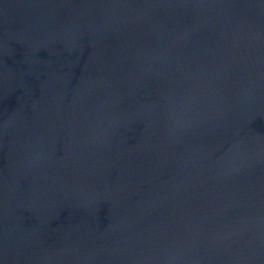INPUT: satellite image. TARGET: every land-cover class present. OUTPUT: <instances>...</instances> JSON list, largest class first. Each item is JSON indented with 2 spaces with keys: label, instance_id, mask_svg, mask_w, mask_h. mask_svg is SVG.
<instances>
[{
  "label": "water",
  "instance_id": "obj_1",
  "mask_svg": "<svg viewBox=\"0 0 264 264\" xmlns=\"http://www.w3.org/2000/svg\"><path fill=\"white\" fill-rule=\"evenodd\" d=\"M0 264H264V0H0Z\"/></svg>",
  "mask_w": 264,
  "mask_h": 264
}]
</instances>
